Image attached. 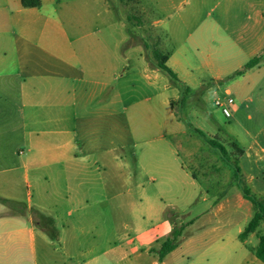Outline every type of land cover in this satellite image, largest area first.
Instances as JSON below:
<instances>
[{"label": "crops", "instance_id": "0c3cea01", "mask_svg": "<svg viewBox=\"0 0 264 264\" xmlns=\"http://www.w3.org/2000/svg\"><path fill=\"white\" fill-rule=\"evenodd\" d=\"M21 1L0 0V198L19 205L12 210L0 202V264H182L185 256L198 264H263L255 255L258 232L239 238L252 218L237 234L232 228L253 205L243 195L230 199L219 179L212 181L220 159L209 141L222 134L232 143L246 186L264 198V0L217 2L203 55L215 100L229 95L235 103L231 117L223 115L229 128H196L198 142L187 141L174 113L180 90L167 85L145 46L125 49L123 24L117 32L107 13H61L60 0L33 8ZM133 56L135 68L125 70ZM255 57L260 63L244 70ZM141 82L147 93L167 94L175 119L167 147L147 149L143 164L135 151L125 156L133 132L125 95L133 98ZM182 135L185 142L174 141ZM133 164L150 175L157 193L133 178ZM125 180L135 185L125 188ZM201 192L203 202L227 200L191 219L162 262L151 252L173 230L162 206L132 201L135 235L125 237V198L194 199ZM157 215L163 221L144 230L141 220Z\"/></svg>", "mask_w": 264, "mask_h": 264}, {"label": "rangeland", "instance_id": "374dc122", "mask_svg": "<svg viewBox=\"0 0 264 264\" xmlns=\"http://www.w3.org/2000/svg\"><path fill=\"white\" fill-rule=\"evenodd\" d=\"M217 2L218 0H101L99 3H88L83 0H60L59 4L61 13L68 14L74 13V11L75 13H107L109 16L114 17L116 20L108 24H113V29L117 32H120V25L123 24L124 36H129L128 41L124 44L125 49L133 44H141L142 46L147 44L149 49H146V52L150 59L153 58L154 49H158L164 55L170 54L172 58L169 67L176 73L182 83L191 90L190 95L180 94L179 98L173 101L174 113L177 120L189 133L187 141L198 142L200 140L193 131L196 128H229L228 119L223 116L221 110L215 105V98L218 97L213 93V70L207 67V59L203 55L205 45L202 37L205 33L211 34L213 31V20L219 13ZM110 30L112 29L109 27L108 31ZM215 36L218 37V31ZM123 66L125 70L131 71L134 69V56L129 60H125ZM159 73L167 79V85L173 86L174 89H179L178 86L170 81L168 76L161 71ZM225 80L226 85L231 82L227 79ZM143 87L144 85L141 82L140 92L134 95L133 98L125 95V110L127 112L125 123H129L133 130V132H130L132 146L125 149V156L131 158L132 151H135L141 164H143V160L150 158V156H145L147 149L163 145L167 147V141L171 138L170 129L173 127L175 120L167 102V94H163V91L159 90L154 93H147L143 90ZM214 122L216 124H213ZM190 136L191 139H189ZM185 139V136L182 135L174 139V141L185 142ZM212 140L219 145H223L226 152L223 155L219 151L220 161L214 167L212 181L219 179L220 185L227 190V196L235 201L236 196L242 195L239 188L241 180L237 178L234 167L238 152L232 148V143L222 134ZM162 152L154 156V158L161 159L164 157L161 155ZM163 154L166 153L163 152ZM130 171L133 174V178L136 176L140 181H143L146 188L150 191L149 193H157L156 187L148 182L150 175H145L139 166L131 165ZM152 174L159 176L158 173ZM233 175L235 186L232 182ZM197 178H199L197 184L203 185L200 177ZM134 181L127 182L125 180V188H128L132 183L135 185ZM199 194H202L201 197L194 199L167 197V195L149 199L125 198V237L134 238L135 235L134 231L130 230V225L134 221L132 214L134 205L131 203L132 201H137L141 204V208L145 209L148 205L147 200H150L149 204L163 207L167 218L175 217L179 218L181 222L187 223L212 207L213 203L220 204L227 200L226 197L221 196L207 199L206 202H203L202 196L204 194L203 192ZM254 213L255 208L253 206L252 214L254 215ZM252 214L251 216H253ZM251 216L243 217L236 222V225L232 227L235 234H237L239 228H245L252 218ZM163 219V215L152 216L151 218L146 216L143 219L144 221L141 220V225L144 230L153 231L156 224L162 222ZM257 232L255 239H258V236L264 232V223L259 226ZM182 264H198V261L188 259L185 256ZM243 264L247 263L244 262Z\"/></svg>", "mask_w": 264, "mask_h": 264}, {"label": "trees", "instance_id": "16d2710c", "mask_svg": "<svg viewBox=\"0 0 264 264\" xmlns=\"http://www.w3.org/2000/svg\"><path fill=\"white\" fill-rule=\"evenodd\" d=\"M21 4L24 8L40 7L41 0H22ZM144 46L147 50L149 49V46L147 44H145ZM169 56L170 54L164 55L158 49H154L153 58L152 59L149 58V60L157 69H159L162 73L168 76V78L172 83L178 86L181 95H188V94L190 95L191 90L180 81L176 73L167 65ZM260 60L261 57H255L251 59L245 65L244 70L253 68L254 66L258 65L260 63ZM242 73L243 71H237L235 75H241ZM200 134L203 135L202 133ZM209 144L214 148L218 149L223 155L226 153L223 145H219L213 140H210ZM234 167L236 169L237 178L241 180L239 183V188L242 192L244 199L252 203V205L255 208V213L252 219L248 223L245 230L239 236L241 241H244L250 234L256 232L259 226L262 223H264V198L257 197L246 186L238 166V159H236L234 163ZM0 202L9 206L12 210H14L17 206H19L18 204L6 199L0 198ZM170 221L173 224V230L170 233V235L167 238L160 241V245L157 250L151 249V252H154L158 255L159 262H162L169 253H171L178 247L181 237L183 236V233L185 231V228L190 224V221L187 223H183L179 220V218H175V217L170 218ZM255 255L264 264V232L259 236V244L255 250Z\"/></svg>", "mask_w": 264, "mask_h": 264}, {"label": "built area", "instance_id": "2783aa9c", "mask_svg": "<svg viewBox=\"0 0 264 264\" xmlns=\"http://www.w3.org/2000/svg\"><path fill=\"white\" fill-rule=\"evenodd\" d=\"M235 103V100L231 96H227L225 99H216L215 105L221 110L222 114L226 118L231 117V106Z\"/></svg>", "mask_w": 264, "mask_h": 264}]
</instances>
